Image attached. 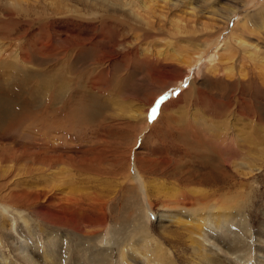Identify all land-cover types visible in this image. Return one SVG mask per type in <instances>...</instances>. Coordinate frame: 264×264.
<instances>
[{
  "label": "rangeland",
  "instance_id": "374dc122",
  "mask_svg": "<svg viewBox=\"0 0 264 264\" xmlns=\"http://www.w3.org/2000/svg\"><path fill=\"white\" fill-rule=\"evenodd\" d=\"M181 2V7L169 10L164 7L166 0H0V264H29L22 255L33 256L32 252L40 264H48L42 255L53 237L55 247L51 248L60 264H93L86 262L85 255L70 258V251L84 243L92 250L111 248L110 264L124 260L155 264L147 261L151 254L143 245L135 259L127 258L135 242L132 236L140 233L150 246H163L173 264H202L196 248L200 244L202 253L207 249L205 231L211 232L223 251L229 244L234 251L244 246L239 242L243 230L237 219L231 229L219 232L211 223L216 209L213 196L221 193L232 194L227 200L233 198L235 213L238 206H248L244 216L248 214L250 232L243 237L252 249L264 250V19L250 18L255 25L262 23L260 30L235 31L263 50L258 53L261 59L243 62V74L229 72L226 58L219 63L220 39L210 52L212 69L196 74L204 63L200 62L183 74L180 63L203 49L207 36L222 32L224 20L218 22V17L206 12L220 9V16H225L234 4L228 0L211 6L208 0ZM214 19L218 26L211 29ZM205 24L209 30L196 36L194 28ZM177 28L182 33L175 34L182 41L181 52L152 45L157 36L173 34ZM147 50L165 55L160 61L152 60ZM166 60L173 62L166 64ZM41 163L51 165L49 171H42ZM170 164L183 173L192 169L207 175L193 180L178 175L176 180L170 177ZM222 164L228 172L221 171ZM138 172L148 189L154 188L148 196L139 191ZM53 182L76 190L75 197L84 203L81 208L101 201L102 211L88 214L92 219L104 216L103 226L92 221L85 229L72 220L68 226L56 224L51 220L53 209L42 205L43 198L34 206H26L21 199L23 192L48 190ZM160 182L169 186L166 192L183 190L175 191L170 201V195L156 194ZM113 189L119 192L116 200L110 194ZM196 190L201 193H191ZM183 195L190 197L183 201ZM86 230L99 232L83 238ZM117 246H121L120 255ZM234 256H227L224 263L245 264Z\"/></svg>",
  "mask_w": 264,
  "mask_h": 264
},
{
  "label": "bare ground",
  "instance_id": "6f19581e",
  "mask_svg": "<svg viewBox=\"0 0 264 264\" xmlns=\"http://www.w3.org/2000/svg\"><path fill=\"white\" fill-rule=\"evenodd\" d=\"M96 1V0H95ZM101 1V0H100ZM111 1V0H110ZM133 1V0H132ZM150 1V0H149ZM152 1H154V0H152ZM166 1H168V4H166L164 7H165V9H167V8H169V10H172V9H174L176 6H180L179 4L181 3L182 4V0H166ZM199 1V0H198ZM224 1H227V0H208V4L210 5H213V4H215V5H217L218 3H220V2H224ZM228 1H232L233 2V4H234V6H233V8H229L230 10H229V12H226V14H225V16H220L221 14H223L222 12H221V10L220 9H218V10H215V9H213V8H209V11H207L206 12V14H209V15H211L212 17H218V22H219V20H224V22H221L222 23V25H223V28L221 29V30H219V32L220 31H224L225 29V31L222 33V32H220V33H217L216 35H215V37L214 38H212V37H208L207 36V38H206V40L205 41H203L204 43V48L203 49H199L198 51H196V52H189V53H192L191 55H189L184 61H183V63H180V64H182L183 65V69H182V71L180 72L179 70V72L180 73H182L183 72V74H184V72L186 71V69L188 70L189 68H193V67H195V65L196 64H198V63H202V62H204L203 63V66H200V69H199V71H197L196 72V74H200V73H206L209 69H212V68H210V66L212 65V63H213V61L211 60L212 59V57L210 56V52H211V50L212 49H214L215 47H217V45L218 44H220V42L218 41V39H220V40H222L223 41V44H222V49H221V51H222V53H220L221 55H219V60H220V62L219 63H221V62H223L224 60V58H226L227 59V61H229L230 62V64L229 65H227L226 67H227V69L229 70V72H235V74L236 75H241V74H243V72H244V65L245 64H243V62H245V61H252V60H256L257 58H259L260 57V52H262L263 50H262V48H258L257 47V44H248L247 43V39H244L241 35H242V33H240V34H238V35H236V30L238 29V31H240V30H242V32L243 31H245L246 29H248V28H251V27H256L257 29H262V26H261V24L259 25V23L258 24H256L255 25V23L253 24V23H251L253 20H250V18H252V17H254L255 15L256 16H258L259 17V19L262 21L263 19H264V0H259V1H256V0H228ZM89 2V1H88ZM105 2H106V0H105ZM140 2V1H139ZM190 2V1H189ZM91 3H93V2H91ZM109 3H111V2H109ZM148 3V2H147ZM152 3V2H151ZM167 3V2H166ZM187 3V2H186ZM197 3V2H196ZM221 3V4H222ZM52 4H54V3H52ZM72 4V3H71ZM112 4V3H111ZM134 4H135V2H134ZM139 4V3H138ZM148 4H150V3H148ZM158 4V3H157ZM188 4V3H187ZM190 4V3H189ZM63 5V4H62ZM65 5V4H64ZM101 5V4H100ZM105 5V4H104ZM137 5V4H136ZM152 5V4H151ZM194 5V4H193ZM210 5V6H211ZM109 6H111V5H109ZM143 6V5H142ZM154 6V5H153ZM191 6V7H190ZM195 6V5H194ZM93 7V6H92ZM102 7V6H101ZM144 7V6H143ZM181 7V6H180ZM180 7L178 8V9H180ZM184 7V6H183ZM187 6L185 5V8H186ZM198 7H200V6H198ZM227 7V6H226ZM104 8V7H103ZM157 8V7H156ZM159 8H162V7H158V9ZM177 8V7H176ZM191 11H193L194 10V8L192 7V5L190 4L189 5V7H188ZM188 8H186V9H188ZM99 9V8H98ZM157 9V10H158ZM205 9H207V8H205ZM204 9V10H205ZM225 9V8H224ZM68 10V9H67ZM66 10V11H67ZM72 10V9H71ZM115 10V9H114ZM114 10H113V12H114ZM152 10V9H151ZM155 10V9H154ZM197 10H198V8H197ZM201 10V9H200ZM203 10V9H202ZM93 11V10H92ZM159 11V10H158ZM160 11H163V9H161ZM189 11V10H188ZM199 11V10H198ZM73 12V11H72ZM151 12H153V11H151ZM155 12V11H154ZM200 12V11H199ZM78 13V12H77ZM156 13V12H155ZM162 13V12H161ZM181 13V12H180ZM188 13V12H187ZM194 13V12H193ZM193 13L190 15V16H193ZM197 13V12H196ZM105 14V13H104ZM189 14H190V12H189ZM199 14V13H198ZM197 14V15H198ZM201 14V13H200ZM205 14V15H206ZM86 15V14H85ZM106 15V14H105ZM108 15H110V14H108ZM90 16V15H89ZM107 16V15H106ZM161 16V15H160ZM160 16H158V17H160ZM179 16V15H178ZM112 17V16H111ZM154 17H156V16H154ZM168 17V16H167ZM180 17V16H179ZM184 17V16H183ZM194 17V16H193ZM232 17H239V20H237L236 18H232ZM114 18V17H113ZM126 18V17H125ZM157 18V17H156ZM162 18V17H161ZM161 18H159V19H161ZM187 18H189V17H187ZM199 18H203V17H199ZM163 19V18H162ZM189 19H191V17L189 18ZM198 20V16H196L195 15V20ZM216 19V18H215ZM212 20L213 21V27L211 26V29L213 28V29H215V27L216 26H218V24H217V22H216V20ZM236 19V20H235ZM117 20V19H116ZM156 20H158V19H156ZM180 20H183L182 18L180 19ZM186 20V19H185ZM203 20V19H202ZM201 20V21H202ZM234 20L236 21L235 23H234V25H232V22H234ZM120 21V20H119ZM128 21V20H127ZM199 21V20H198ZM200 21V22H201ZM258 21V20H257ZM162 21H160V23H161ZM167 22V21H166ZM178 22V21H177ZM194 22H196V21H194ZM208 22V21H207ZM259 22V21H258ZM118 23V22H117ZM126 23V22H125ZM193 23V22H192ZM203 23H205V22H203ZM87 24V23H86ZM133 24V23H132ZM170 24H172V23H170ZM198 24H200L199 22H198ZM197 24V25H198ZM208 25H209V22L207 23ZM264 24V23H263ZM170 26V25H169ZM172 26V25H171ZM220 26V25H219ZM138 28V27H137ZM142 29V28H141ZM149 29V28H148ZM192 29H193V27H192ZM220 29V28H219ZM240 29V30H239ZM259 29V30H260ZM206 30H209L208 29V26H206V24H205V26L204 25H200L199 27H197L196 26V28H194V30H193V32H194V34H196V36L198 35H200V34H202V33H204V32H206ZM258 30V31H259ZM165 31V30H164ZM173 34H169V35H166V36H157V39L154 41V42H152L153 44L152 45H154L155 47H157V48H159L160 46H162V47H165V48H167V49H169V48H174V50H175V48H177V49H179V48H182V45H181V43H182V41H180V39H178L176 36L177 35H175V34H178L179 36H180V34H182L181 33V30L179 29V28H177V29H174L173 30ZM191 32V31H190ZM217 32V31H216ZM253 32H254V30H253ZM148 33V32H147ZM208 33V32H207ZM206 33V34H207ZM245 34V33H244ZM251 34V33H250ZM259 34V33H258ZM152 35V34H151ZM125 36V35H124ZM206 36V35H205ZM202 36H200V38H201ZM241 37H242V39H241ZM248 37V36H247ZM250 37V36H249ZM188 38V37H187ZM191 38V37H190ZM192 38H194V37H192ZM198 38V37H197ZM246 38V37H245ZM183 40V39H182ZM219 42V43H218ZM200 43H201V41H200ZM262 43H264V42H262ZM151 45V46H152ZM181 45V46H180ZM259 45V44H258ZM151 46H149V49H150V47ZM185 46V45H184ZM197 46V45H196ZM203 46V45H202ZM261 46V45H260ZM263 47V46H262ZM264 48V47H263ZM122 49V48H121ZM176 49V50H177ZM192 49V48H191ZM229 49V50H228ZM163 50H165V49H163ZM162 50V51H163ZM172 50V49H171ZM173 51V50H172ZM184 51V50H183ZM187 51V50H186ZM189 51V50H188ZM178 52V50L177 51H174L173 53H174V55L176 54ZM179 52H181L180 51V49H179ZM147 53H150V54H153V57H149L150 59H152V60H154V59H156L157 61H160L159 60V58H163L162 56H164L165 55V53L164 52H155V51H149V50H147ZM218 53V52H217ZM257 53V54H256ZM258 53H260L259 55H258ZM166 54L168 55L169 53H167L166 52ZM171 55V54H170ZM263 55V54H262ZM149 58H147V59H149ZM167 58V57H166ZM171 58V57H170ZM181 58V57H180ZM189 58V59H188ZM218 58V57H217ZM264 58V57H263ZM164 59H165V57H164ZM259 59H261V57L259 58ZM161 60H163V59H161ZM168 60H169V58H168ZM168 60H166L167 62H168ZM181 60H183V59H181ZM223 60V61H222ZM263 60V59H262ZM170 62V61H169ZM166 63V64H170L171 62H173V61H171L170 63ZM175 62H176V59H175ZM178 62V61H177ZM107 63V62H106ZM218 63V64H219ZM226 63V62H225ZM110 64V63H109ZM174 64V63H173ZM162 65V64H161ZM164 65V64H163ZM172 65V64H171ZM176 65V64H175ZM175 65H173V66H175ZM220 65V64H219ZM248 65V64H247ZM260 65V64H259ZM167 66V65H166ZM181 66V65H180ZM214 66V65H213ZM216 66V65H215ZM249 66V65H248ZM182 67V66H181ZM176 68H179V67H176ZM263 68V67H262ZM171 69H173L174 70V68H171ZM195 69V68H194ZM226 69V68H225ZM172 71V70H171ZM171 71H169V72H171ZM176 71V70H175ZM192 71V70H191ZM215 71V70H214ZM218 71V70H217ZM220 71V70H219ZM168 72V73H169ZM172 72H174V71H172ZM228 72V73H229ZM255 72V71H254ZM254 72H253V74H254ZM178 73V72H177ZM185 73H187V72H185ZM256 73V72H255ZM217 74V73H216ZM215 73H214V75H216ZM225 74V73H224ZM84 75V74H83ZM168 75V74H167ZM218 75V74H217ZM220 76H222V74H219ZM235 75V76H236ZM169 76V75H168ZM228 76H230V74L228 75ZM203 77V76H202ZM206 77H208V76H206ZM217 77V76H216ZM212 78H213V76H212ZM236 78V77H235ZM235 78H233V79H235ZM264 78V77H263ZM167 79V78H166ZM178 79V78H177ZM204 79H205V77H204ZM210 79V78H209ZM221 79V78H220ZM243 78H241V80H242ZM194 80V79H193ZM255 80H257V79H255ZM259 80V79H258ZM200 81V80H199ZM176 82V81H175ZM221 82H223V80L221 81ZM263 83H264V81H262ZM38 84V83H37ZM195 83L193 82V85H194ZM193 85H192V87H193ZM242 85V84H241ZM248 85V84H247ZM229 86V85H228ZM237 86V85H236ZM49 87V86H48ZM36 89V88H35ZM42 89V88H41ZM39 91H41V90H39ZM44 91V90H43ZM70 94V93H69ZM45 95V94H44ZM82 98H85V96H83ZM51 99V98H50ZM82 100V99H81ZM85 100V99H84ZM86 102V101H85ZM150 102V101H149ZM107 103V102H106ZM160 103V102H159ZM156 104V103H155ZM169 104V103H168ZM157 107V106H156ZM137 110V109H136ZM47 111V110H46ZM139 111V110H138ZM74 112V111H73ZM78 114V113H77ZM135 114V113H134ZM136 117H137V115H136ZM129 119V118H128ZM133 119V118H132ZM136 121V120H135ZM202 129V128H201ZM204 130H206V129H204ZM202 131V130H201ZM204 132V131H203ZM55 134V133H54ZM45 151V150H44ZM43 151V152H44ZM44 156H46V155H44ZM99 156V155H98ZM128 156V155H127ZM91 158V157H90ZM160 158V157H159ZM78 159L80 160V158L78 157ZM172 159V158H171ZM233 159V158H232ZM26 160V159H25ZM78 160V161H79ZM95 160H96V158H95ZM142 160V159H141ZM145 160V159H144ZM147 160V159H146ZM168 161H169V158L167 159ZM226 160V159H225ZM245 160V159H244ZM31 161V160H30ZM139 161H140V159H139ZM48 162V161H47ZM79 162H81V161H79ZM83 162V161H82ZM94 162V161H93ZM148 162H149V160H148ZM152 162V161H151ZM174 162V161H173ZM176 162V161H175ZM234 162V161H233ZM237 162V161H236ZM84 163H88L87 162V160L84 162ZM99 163V162H98ZM129 163V162H128ZM212 163V162H211ZM58 164V163H57ZM150 164L151 163H148V167H150ZM175 164V163H174ZM207 164V163H206ZM219 164V163H218ZM249 164V163H248ZM136 165H137V162H136ZM144 165V164H143ZM171 165H173V164H170L169 166L171 167L170 168V170H169V173H171V175H170V177H172V176H174V178L176 179V177L179 175V176H181V178H183V177H187L185 180H193V179H196V178H204V177H206V175L207 174H203L204 172L202 171V172H200V171H193L192 169L191 170H189V171H187V172H181L180 170H181V168H175L174 166L172 167ZM212 165V164H211ZM215 165V164H214ZM12 166V165H11ZM38 166V165H37ZM145 166V165H144ZM146 166V167H147ZM167 166V165H166ZM177 166V165H176ZM205 166V165H204ZM218 166V165H217ZM222 166V169H221V171H223V173L225 172V171H229L228 170V168L224 165V164H222L221 165ZM237 166V165H236ZM244 166V165H243ZM41 167H42V171L43 170H45V171H49V167H51V165H49V166H47V165H44V164H42L41 163ZM95 167H97V166H95ZM135 167V166H134ZM138 167V166H137ZM148 167H147V169H148ZM232 167V166H231ZM242 167V166H241ZM81 168V167H80ZM151 168V167H150ZM201 168V167H200ZM205 168V167H204ZM203 168V169H204ZM233 168V167H232ZM247 168V167H246ZM52 168H50V170H51ZM97 169V168H96ZM121 169V168H120ZM128 169V168H127ZM234 169V168H233ZM67 170V169H66ZM74 170H76V169H74ZM141 170V169H140ZM149 170V169H148ZM214 170H215V168H214ZM241 170V169H240ZM240 170H238V171H240ZM64 171V170H63ZM95 171V170H94ZM93 171V172H94ZM118 171V170H117ZM236 171V170H235ZM78 172H82V171H78ZM213 172V171H212ZM232 172V171H231ZM41 173H44V172H41ZM88 173H89V171H88ZM254 173V172H253ZM38 175H40V173H37ZM90 174V173H89ZM93 174V173H92ZM165 174V173H164ZM167 174V173H166ZM226 174H228V173H226ZM9 175V174H8ZM11 175V174H10ZM159 175V174H158ZM222 175V174H221ZM240 175V174H239ZM84 176V175H83ZM86 176V175H85ZM84 176V177H85ZM89 176V175H88ZM91 176H93V175H91ZM118 176V175H117ZM122 176V175H121ZM163 176H165V175H162V177ZM169 176V175H168ZM178 176V177H179ZM241 176V175H240ZM6 177V176H5ZM53 177V176H52ZM64 177H66V176H64ZM120 177V176H119ZM128 177V176H127ZM136 179H140V182H141V189L139 190V191H142V192H145V194L148 196V194H149V192L152 190V189H154L153 188V186H152V188H150V189H148V187H150L148 184H144L145 182L143 181V177H142V175L138 172L137 174H136ZM147 177V176H146ZM169 177V178H170ZM12 178V177H11ZM166 178V177H165ZM180 178V177H179ZM68 179V178H67ZM72 179V178H71ZM124 179V178H123ZM126 179V178H125ZM158 179H160V178H158ZM168 179V178H167ZM166 179V180H167ZM171 179V178H170ZM173 179V178H172ZM171 179V180H172ZM226 179V178H225ZM233 179V178H232ZM49 180V179H48ZM57 180V179H56ZM70 180V179H69ZM133 180V179H132ZM149 180V179H148ZM176 180H178V179H176ZM183 180H184V178H183ZM73 181V180H72ZM116 181V180H115ZM123 181V180H122ZM198 181V180H197ZM41 182V181H40ZM49 182V181H48ZM55 182V181H54ZM53 182V183H54ZM71 182V181H70ZM101 182V181H100ZM148 182V181H147ZM149 182H151V181H149ZM148 182V183H149ZM196 182V181H195ZM199 182V181H198ZM15 183V182H14ZM52 183V184H53ZM123 183V182H122ZM128 183H129V181H128ZM134 183V182H133ZM151 183H153V182H151ZM167 183V182H166ZM238 183V182H237ZM47 184V183H46ZM58 184V182L57 183H54V185H52L51 187H50V189H48V190H38V191H36V188H35V190L34 191H25V192H23V194H22V196L23 197H25V198H21L20 196H18V195H13L12 197H13V199H18L19 197L24 201V203L26 204V206H34V205H37L38 204V202L43 198V202H42V205H44V206H46V207H48L49 209H53V213H50V214H52L51 215V220L53 219V221H55V222H53V223H62L63 225L65 224L66 226H68V224H69V222H67V221H70V220H72L73 222H74V224H76L77 226H81V227H84L85 229H87V225L86 224H88V223H93L92 221H95V222H97V224H101L102 225V223H103V220H104V216L101 218V217H99L98 219H92L90 216H89V214H88V211H98V212H100V211H102V202L101 201H99V202H95L94 201V203H90V207L89 208H81V206H82V204L84 205V203H83V201L82 200H80V199H78L77 197H75V195H76V193H77V191L76 190H74V189H71L70 187H65V188H63V186L62 185H57ZM138 184H140L139 182H138ZM158 184V186H159V188H161L162 187V189H159L158 188V186L155 188L156 190H155V192H156V194H160V193H162L163 195V197H169V195H170V201L173 199L174 200V198L176 197L175 195H174V192L175 191H179V192H182V190L181 189H177V188H172V190H175V189H177V190H175L174 192L173 191H171V192H166V189L169 187H165V185H164V182L163 183H157ZM181 185V184H180ZM195 185H196V183H195ZM64 186H65V184H64ZM130 186V185H129ZM154 186H155V184H154ZM201 186V185H200ZM116 187V186H115ZM189 187V186H188ZM194 187V186H193ZM195 187H197V186H195ZM31 188V187H30ZM112 188H114V187H112ZM118 188H120V186H118ZM180 188H182V187H180ZM244 188V187H243ZM116 189V188H115ZM148 189V190H147ZM169 189V188H168ZM194 189V188H193ZM192 189V190H193ZM241 189V188H240ZM19 190V189H18ZM26 190V189H25ZM114 190V189H113ZM238 190V189H237ZM112 191V190H111ZM195 191V190H194ZM194 191H192L191 193H201V191H197V192H194ZM231 191V190H230ZM15 192V191H14ZM236 192V191H235ZM119 192L118 191H116V190H114V192H112V193H110L111 195H114V197L115 198H113V199H117V197H116V194H118ZM191 193H188L190 196L191 195H193V194H191ZM228 193V192H227ZM230 193V192H229ZM47 194H49L48 196H46ZM95 194H97V193H95ZM176 194V193H175ZM178 194H180V193H178ZM175 196L174 198H172L171 199V197L172 196ZM229 195V194H228ZM232 194H230L229 196H231ZM154 196H155V194L154 195H152L151 197H153L154 198ZM181 196V195H180ZM188 196V195H187ZM190 196H188V197H190ZM229 196H225V194L224 193H221L220 195H218V196H213L214 197V199H215V211H214V213H212L211 214V219H212V221L213 222H211V223H213V227L217 230L218 229V232H219V230H223L224 228L227 230V227L228 228H232L233 227V224L234 225H236V222H234L236 219L238 220V222L239 223H241V227H239V228H241L242 230H243V236L244 235H246L247 236V233H249L250 232V225L248 226V224H249V217H247L248 216V214H247V216L245 215L244 216V214H245V211H246V209H247V205L246 204H244L243 206H238V211L239 212H237V213H235V212H233V202H232V200L230 199V198H232V197H230L229 198V200H227V197H229ZM188 197H186L185 195H183L182 196V200L183 201H185V200H187L188 199ZM202 197H204V196H202ZM206 197V196H205ZM204 197V198H205ZM20 198H19V200H20ZM108 198V197H107ZM156 198V197H155ZM161 199V198H160ZM163 199V198H162ZM161 199V200H162ZM169 199V198H168ZM177 199H179V198H177ZM201 199V198H200ZM207 199V198H206ZM233 199V198H232ZM172 200V201H173ZM202 200V199H201ZM207 200H209V199H207ZM241 200V199H240ZM152 201H153V199H152ZM151 201V202H152ZM163 201V200H162ZM166 201H167V199H166ZM182 201V202H183ZM198 201V200H197ZM234 201V200H233ZM41 202V201H40ZM101 202V203H100ZM148 202H149V204H152V203H150V199H148ZM189 202H191L190 200H189ZM193 202V201H192ZM108 203V202H107ZM40 204V203H39ZM198 204H200V203H198ZM160 205H162V204H160ZM190 205V204H189ZM189 205H187V206H189ZM149 206H151V205H149ZM177 206V205H176ZM179 206H182V205H179ZM184 206V205H183ZM182 206V207H183ZM213 206V205H212ZM164 207H165V204H164ZM175 207V206H174ZM194 207V206H193ZM195 208V207H194ZM146 210V209H145ZM149 211V210H148ZM240 211H243V214H241V212ZM175 212H176V210H175ZM181 212V211H180ZM208 212V211H207ZM210 212V211H209ZM107 213V212H106ZM178 213V212H177ZM182 214V213H181ZM142 215V214H141ZM166 217H167V215H166ZM175 217V215L172 217V218H174ZM177 218L179 217V216H176ZM175 217V218H176ZM185 217V216H184ZM209 217V216H208ZM111 218V217H110ZM176 218V219H177ZM193 218H195V217H193ZM198 218V217H197ZM55 219V220H54ZM147 219V218H146ZM182 218H180L179 219V222H180V220H181ZM210 219V220H211ZM56 220H58V221H62V222H57ZM112 220V219H111ZM161 220V219H160ZM170 220V219H169ZM195 220H197V219H195ZM72 221H70V223L72 222ZM171 221V220H170ZM173 221V220H172ZM192 221H194V220H192ZM168 222V221H167ZM178 222V223H179ZM200 222V221H199ZM203 222V221H202ZM204 223H207V222H204ZM105 224V223H104ZM202 224V223H201ZM203 225V224H202ZM103 226V225H102ZM133 226H135V225H133ZM68 228V227H67ZM73 229V228H72ZM118 229V228H117ZM116 229V230H117ZM145 229V228H144ZM198 229V228H197ZM213 228H212V226H211V228H210V230H212ZM77 230V229H76ZM119 230V229H118ZM196 230V229H195ZM200 230V229H199ZM215 230V231H216ZM229 230V229H228ZM83 231V230H82ZM140 231H142V230H140ZM99 231L98 230H86L84 233H83V235H82V237L84 238H86V237H91V236H95V235H97V233H98ZM115 232H117V231H115ZM121 233V232H120ZM127 233V232H126ZM196 233V232H195ZM211 233V232H210ZM210 233H208V232H206L205 231V236H203L204 237V243H207L208 245H206L207 246V249H206V247H204L203 249H205L204 251V253H202V251L200 250L201 248H200V244L198 245V248H196V250L197 251H199L200 252V254H199V256H200V258H201V263L202 264H225L224 263V261H226V257L227 256H233V255H235L234 257H236V259H238V260H240V261H243V263H245V264H264V250H262L261 248V250H259V251H256V250H254V249H252L251 248V246L250 245H248V243L249 242H247L246 243V240L247 239H245L243 236H242V238H239V239H237V240H239V242L240 243H243L244 244V246H243V248H241V249H239L238 251H234V249L232 250L231 248H230V244H229V246L228 247H225V251H223L221 248H220V246L215 242V240H216V238H214V237H212V236H210L211 234ZM113 234V233H112ZM117 235V234H116ZM120 235V234H119ZM122 235V234H121ZM218 235V234H217ZM53 236V235H52ZM114 236V235H113ZM200 236V235H199ZM198 237V236H197ZM54 238L55 237H53L52 238V240H51V242L49 243V247L45 250V252H44V254L42 255V259L44 260V261H46V262H48V264H50V262L51 261H55V263H53V264H60L59 262H60V259H58L56 256H55V252H54V250L51 248V247H55V244H54V242H53V240H54ZM111 238V237H110ZM113 238V237H112ZM111 238V239H112ZM120 238V237H119ZM132 238H134L135 240V242H133V244L131 245V250H129V254H128V252L126 253L127 254V258L129 259V258H132V257H134V259L136 258V255H138V254H141V253H138V250H139V247H141L142 245L145 247V252L146 253H150L151 254V257L149 256L148 257V262L149 263H155V264H162V263H164L165 261H167V263L166 264H173V262L170 260V258H169V256H167L166 255V253L165 252H163V250H162V248H163V246L160 248V247H158V245L157 246H154V247H152V246H150V244L149 243H145V240H146V238H145V234H143V233H140V234H137V235H134V236H132ZM153 238V237H152ZM123 239V238H122ZM130 239V238H129ZM201 239V238H200ZM234 239V241H236V239L235 238H233ZM112 242H113V239L111 240ZM248 241V240H247ZM252 241V240H251ZM128 242V241H127ZM154 242V241H153ZM152 242V243H153ZM92 243V242H91ZM108 243V242H107ZM117 243V242H116ZM150 243H151V241H150ZM196 243V242H195ZM258 243V242H257ZM82 244V243H81ZM88 244V243H87ZM106 244V243H105ZM130 244V243H129ZM259 244V243H258ZM263 244V243H262ZM84 245H86L85 243H84ZM83 244L82 245H80L79 246V248L78 249H72L71 251H70V258L72 257V258H74V259H77V258H79L80 256H86V262H88V263H93V264H110V261H109V259H108V257H107V255L109 254V252L110 253H112V250H110L111 248H107V250H99V248H96L95 250H92V248L91 247H89V246H84ZM99 245V244H98ZM152 245V244H151ZM239 246L241 247V244H239ZM118 247V254L120 255L121 254V251H119L120 249H121V246H117ZM127 247V246H126ZM143 247V248H144ZM105 248V247H104ZM124 250H126V249H124ZM116 252V251H115ZM33 253V256H31V255H22V257H24V259H26L27 260V262L29 263V264H40L38 261H37V259H35L36 258V255H35V253L34 252H32ZM108 253V254H107ZM123 253V252H122ZM170 253V252H169ZM222 255H221V254ZM254 254V257H253V259H252V262H250L249 261V259H250V257H252L251 255H253ZM117 254V253H116ZM131 255V256H130ZM124 256H126L125 254H124ZM143 256H145V258L147 259V255L146 254H144ZM225 256V257H224ZM229 258V257H228ZM139 259H141V258H139ZM7 260V259H6ZM25 260V261H26ZM119 260V259H118ZM117 260V261H118ZM24 261V262H25ZM143 261V260H142ZM11 263V262H10ZM229 264H230V262H228ZM25 264V263H24ZM123 264H129L128 263V261H126V260H124L123 261Z\"/></svg>",
  "mask_w": 264,
  "mask_h": 264
},
{
  "label": "snow or ice",
  "instance_id": "6c2138e0",
  "mask_svg": "<svg viewBox=\"0 0 264 264\" xmlns=\"http://www.w3.org/2000/svg\"><path fill=\"white\" fill-rule=\"evenodd\" d=\"M155 111V109H153V112Z\"/></svg>",
  "mask_w": 264,
  "mask_h": 264
}]
</instances>
